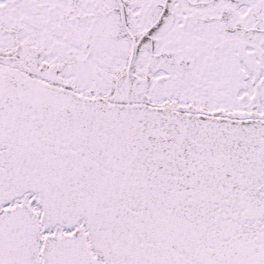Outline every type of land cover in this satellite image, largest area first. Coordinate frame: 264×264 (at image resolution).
I'll return each mask as SVG.
<instances>
[{"label": "snow or ice", "instance_id": "obj_1", "mask_svg": "<svg viewBox=\"0 0 264 264\" xmlns=\"http://www.w3.org/2000/svg\"><path fill=\"white\" fill-rule=\"evenodd\" d=\"M0 264H264V0H0Z\"/></svg>", "mask_w": 264, "mask_h": 264}]
</instances>
